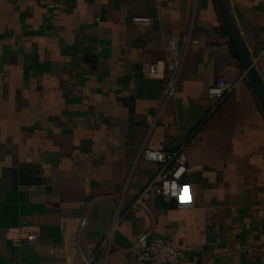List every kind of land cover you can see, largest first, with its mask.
Segmentation results:
<instances>
[{"label":"crops","instance_id":"0c3cea01","mask_svg":"<svg viewBox=\"0 0 264 264\" xmlns=\"http://www.w3.org/2000/svg\"><path fill=\"white\" fill-rule=\"evenodd\" d=\"M230 4L259 68L264 0ZM189 34L179 90L151 128L160 99L130 111L121 97L141 77L164 85L165 38ZM219 80L237 85L216 105ZM182 144L180 199L128 212L106 264H135L129 245L147 231L179 242L181 264H264V109L216 1L0 0V264H82L151 179L141 150ZM20 162L39 163L44 183L14 188ZM19 230L37 237L16 245Z\"/></svg>","mask_w":264,"mask_h":264},{"label":"built area","instance_id":"2783aa9c","mask_svg":"<svg viewBox=\"0 0 264 264\" xmlns=\"http://www.w3.org/2000/svg\"><path fill=\"white\" fill-rule=\"evenodd\" d=\"M133 21L135 23L150 24L151 19L147 17H135ZM190 42V34L182 37L169 35L165 38V57L163 62L169 75L167 82L164 84L159 108L150 121L151 128L157 124L167 103L179 90V79ZM157 70V63L150 65L149 72L151 74H155ZM258 70L264 81V65L259 67ZM236 85L237 82L219 80L208 88V96L218 105L234 90ZM141 155L144 159L156 164L151 179L138 192L135 200L124 214L115 213L111 225L101 240L96 253L92 256H85L82 252H79L83 261L82 264H106L108 257L113 251L112 241L114 234L128 212L140 210L152 214L151 200L155 196L160 195L165 201L180 199L182 195V183L187 179L189 172L184 144L170 150L144 147L141 150ZM87 222L88 217L84 215L80 220V228L82 229ZM10 232L11 229L8 230V234ZM23 233L22 230H19L18 236L12 237L14 244L18 245L24 239L29 241L37 237L35 232H27L24 236L22 235ZM128 249L132 254L135 264H181V244L173 238L151 234L149 231L137 235L131 241Z\"/></svg>","mask_w":264,"mask_h":264},{"label":"water","instance_id":"95a60500","mask_svg":"<svg viewBox=\"0 0 264 264\" xmlns=\"http://www.w3.org/2000/svg\"><path fill=\"white\" fill-rule=\"evenodd\" d=\"M223 25L245 70V74L264 109V81L259 73L258 67L252 55L250 54L243 37L237 25L230 0H215ZM163 81L158 78L141 77L135 88V93L129 96H122L121 100L125 105L134 111L137 99L159 100L163 92ZM57 155L49 152L46 160L51 162L53 166L57 163ZM13 186L16 188L21 184H42L45 178L42 176V169L39 163L20 162L17 168L12 170Z\"/></svg>","mask_w":264,"mask_h":264}]
</instances>
